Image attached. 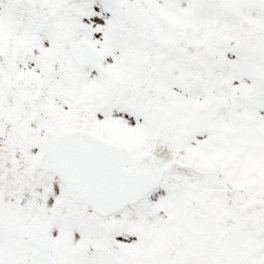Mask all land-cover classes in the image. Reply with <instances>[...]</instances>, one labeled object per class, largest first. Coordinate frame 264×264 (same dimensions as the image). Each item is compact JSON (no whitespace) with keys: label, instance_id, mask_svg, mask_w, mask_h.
<instances>
[{"label":"snow or ice","instance_id":"6c2138e0","mask_svg":"<svg viewBox=\"0 0 264 264\" xmlns=\"http://www.w3.org/2000/svg\"><path fill=\"white\" fill-rule=\"evenodd\" d=\"M0 264H264V0H0Z\"/></svg>","mask_w":264,"mask_h":264}]
</instances>
